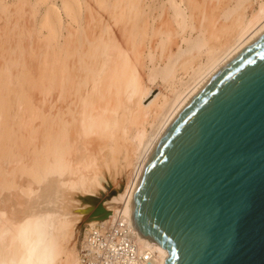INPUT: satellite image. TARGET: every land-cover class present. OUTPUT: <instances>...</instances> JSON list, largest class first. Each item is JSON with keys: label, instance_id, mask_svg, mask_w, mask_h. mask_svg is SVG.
Instances as JSON below:
<instances>
[{"label": "bare ground", "instance_id": "6f19581e", "mask_svg": "<svg viewBox=\"0 0 264 264\" xmlns=\"http://www.w3.org/2000/svg\"><path fill=\"white\" fill-rule=\"evenodd\" d=\"M114 1H95L105 9L104 12L109 16L107 18L113 20L110 23L109 20L106 22L103 19L105 21L101 26L90 24L86 19L90 13L94 14L87 1L84 2L85 6L81 0H61V3L52 2L47 6L39 30L43 28L48 30L47 37L52 50V81L49 91L52 101L49 113H46V108L43 110L37 104L35 97L32 100L26 95L20 96L21 99L28 98L26 101L29 112L25 115L9 114L13 105L9 101L8 105L6 101H0V164L9 160L14 162L19 158L21 147H17L25 142L23 131L27 134L24 129L35 125L38 120H42V123L50 128L49 137L47 141L45 140L47 142L45 151L47 158H51L43 157L40 163L36 164L39 170H28L27 168L32 164L25 165L28 166L27 168L20 166L21 172L30 176L27 186L19 187L14 180L7 179V175H4L6 170L3 172V168H0L3 172V181L0 183V264H79L78 251L72 244V238L77 236L80 224L87 223L88 226H94L102 220H84V214L79 210L82 202L78 196L100 193L102 189L98 186H104L101 174L107 177L105 169L109 168L110 177L116 182L117 175L123 176L126 167L134 159V169L125 191L122 193L117 191L115 195L106 198L104 205L111 211V215L103 221H109L114 213L123 211L124 215L135 224L134 201L139 174L168 127L219 70L264 33V0H257L258 8L253 11L249 20L240 23L239 19L240 17L243 19V16L239 14L238 21L241 26H238L240 28L236 32L235 38H237L234 40L235 43H232L233 46L230 48L228 46L225 51L221 49L224 53L217 57L216 53L222 45V40L210 42L203 34L206 31L205 26L198 27V36L193 35V31L197 28L189 10L191 7L188 3L191 0L186 4L183 0H168L158 7L159 17L169 15L179 27L175 29L176 27L171 25L168 29L166 27L170 23H167L166 30H159L154 25L155 8H151L148 1ZM245 1L247 0H236V3L223 13V17L228 18L229 15L231 17V14H235ZM63 13L68 17L66 21L68 23L65 22ZM93 17H96L95 14ZM180 26L185 33L183 41L189 43L186 47L174 43L173 39L169 40L174 33L181 36ZM29 29L27 32L30 31ZM186 30H191V33L188 34ZM157 32L164 38L156 47L161 48L164 53L168 51V54H163L165 61L160 60L164 63L162 66L159 67L158 62L159 68L156 69V74L165 81L177 78L179 72L181 74L183 70L186 74L191 68L192 73L188 81H185L184 76L178 79L180 88L177 89L173 100L169 102L165 99L162 103L153 100L150 104L144 105L143 100L151 91L142 95L141 84L135 78V64L141 62L143 51L147 56L154 54L150 42ZM31 39L27 41L30 42ZM167 40L170 44H167ZM21 42L25 41L21 40ZM175 44L176 48L173 46ZM31 45L27 47L29 49L34 47V44ZM31 50L34 52L33 48ZM193 51H197L198 55L205 53L208 57L207 63L192 64L190 55ZM196 57L198 56L194 58ZM150 70L152 71V67ZM191 80L192 82L189 83ZM106 90L108 94L118 96L120 106L110 105L111 102L108 100L103 103L95 98L94 95L98 94L107 98L108 95L104 93ZM118 110H122L120 118ZM157 119L160 121L156 125V130L149 132L146 124L154 127L153 123ZM29 133L27 135H30ZM98 139L102 140L103 151L98 146ZM87 144H93L99 151L98 158H94L91 164L87 162L89 154L85 151L89 149L85 146ZM111 159L114 162L113 168L107 166ZM20 160L18 163L22 165ZM104 161L107 164H100ZM2 164L4 166V163ZM77 167L84 168L86 174H82L86 177L80 180L79 175V182L75 183L71 173L76 171L74 169ZM91 178L98 180V183H91ZM33 182L37 183L36 187ZM55 183H62L69 190L60 187L53 190ZM18 187L21 191L19 193L26 197H30L40 189V194L35 197V204H30V211L24 215L12 212L10 207V190H16ZM92 187L95 189L94 192ZM54 191L59 193L55 192L56 194L51 196ZM141 239L145 245L155 248L158 255L157 264H163L167 252L159 249L147 237L141 235Z\"/></svg>", "mask_w": 264, "mask_h": 264}, {"label": "water", "instance_id": "95a60500", "mask_svg": "<svg viewBox=\"0 0 264 264\" xmlns=\"http://www.w3.org/2000/svg\"><path fill=\"white\" fill-rule=\"evenodd\" d=\"M138 179L134 226L163 264H264V33L177 115ZM78 197L84 220L111 215L104 190Z\"/></svg>", "mask_w": 264, "mask_h": 264}, {"label": "rangeland", "instance_id": "374dc122", "mask_svg": "<svg viewBox=\"0 0 264 264\" xmlns=\"http://www.w3.org/2000/svg\"><path fill=\"white\" fill-rule=\"evenodd\" d=\"M86 1L89 2V4L91 5L92 9H90V10H92V13H94L96 16V17H93L94 14H91V13L89 14V16L87 15L88 17H86V19H88L90 24H99L101 26L103 21L106 20V22H107L109 20V18H107V17H109L108 14L106 12H104L105 9H103V7H101V5L96 3L95 2L96 0L95 1L94 0H81V2H83L84 6H85L84 2H86ZM112 1H114V0H111V2ZM127 1H129V0H125V2H127ZM146 1H148L147 2L148 4H151V8H155L153 10L154 16L156 19L154 22L155 23L154 25L156 27H158L159 30L160 29L166 30V28L171 27V25H173L174 28L176 27L175 29L179 28L178 24L175 23V20H172V18L169 15L159 17V8L158 7L165 2L167 3L168 0H146ZM184 1L185 0H183V3L186 4L188 0H186L185 2ZM52 2L61 3V0H47V1L46 0L45 1H43V0H0V101L4 100V101H6L7 105L9 102L13 105L11 107L12 109L9 113L11 115L28 114L29 111L27 108L28 106H27L26 100L28 98H31L33 100L34 97L37 101V104L40 107H42L43 110H45L44 108H46V113H49L51 110L50 107H51L52 97L51 96L49 97V91H50L51 81H52V77H51L52 76V59H51L52 58L51 57L52 56L51 55L52 50L50 47L49 39L47 37L48 30L47 29L45 30L43 28L40 31L39 27H40V23L42 21V17L46 12L47 6L49 4H52ZM190 2L188 3L191 7L189 10H190V13L192 15V19H193L192 21L194 22L195 27L197 28V30L193 31V35L195 37L198 36L199 35L198 27L201 28V26H205L206 31L203 34L207 39L210 40V42L219 41V40L223 41V42L221 41L222 45L219 48V50H217V53H216L217 57L221 56L224 53V51L228 48V46L230 48L235 43L234 40H236V38H237V37L235 38V35H236V32L240 28V27H238L240 25L239 21H240V23H241V21L243 23V20H245V21L249 20L251 18L253 11L256 8H258V1L257 0H247L243 3V5L238 10L235 11L236 12L235 14H231V17H229L230 16L229 15L228 18H224L223 13L227 9H229V7H231L233 4H235L236 0H191ZM239 14H241V16H243V19H242V17H240V19H239V16H240ZM63 17H64V20L66 22L68 20V17L66 16L65 13H63ZM99 17H101L102 19L101 18L99 19ZM204 17L205 18L207 17V18L205 19ZM202 18H204V19L202 20ZM103 19H105V20H103ZM164 19H165V21H163ZM166 19H168L169 21ZM238 19H239V21H238ZM96 20H98V21H96ZM166 21H168V22H166ZM108 22L111 23V22H113V20L110 19ZM163 22H165V23H163ZM171 22H173V23H171ZM66 23H68V22H66ZM167 23H170V24H167ZM166 24H167V27H166ZM204 24H206V25H204ZM27 25H29L30 27H28ZM26 27H27V29L30 28L29 29L30 31L28 30L29 32H27ZM35 28H36V30H34ZM205 28H204V30H205ZM168 29H170V28H168ZM159 30H158V32H159ZM34 31H36V33H34ZM190 31L191 30H188L187 33L190 34L191 33ZM22 32H25V34L23 33L24 34L23 35ZM31 32L33 33V35H31ZM158 32L156 34H154L155 36H153V35H152L153 37L151 36L152 40L150 42L151 43L150 47H152L151 49H152V52L154 54L151 56H149V55L147 56L145 54V52L143 51L144 55L141 57V62L138 63L139 65L136 62H134V64L135 63L137 64V65L135 64V66H136L135 78H136V81L141 84L140 91L142 92V95H145L146 93L151 91L150 94H148L144 98V100H143L144 105L150 104L153 100H157L158 102L162 103V101L166 99L170 102L171 100H173V98H175L177 89L180 88V83H179L178 79L180 77L184 76L185 81H188L190 79V76H191L190 74L192 73L191 68L188 69L189 73L186 72V74L184 73L185 71L183 70L181 74L179 72V75L177 76V78H170V79H167L165 81L163 78H161L160 76H158L156 74V72H157L156 69L158 70V68L164 64L163 63L165 61L164 55L168 54L167 53L168 49H166L167 52L164 53L160 50L161 48L159 49L158 46L156 47L157 44L159 45V42L161 41V39L164 38V36L159 34L160 32L159 33ZM181 32H182V28L180 26V35L181 36H179L178 34L172 33L173 35L170 37L169 40L173 39L174 43H176V44L179 43L180 46L186 47L189 43L186 40L183 41L184 40L183 36L185 33L182 32L183 33L182 34ZM34 34H35L36 39L34 38ZM31 37H32V39H31ZM27 39H31L30 40L31 43L29 42V40L27 41ZM33 39H35L34 40L35 43H33ZM21 40H23L25 42H21ZM31 44H34L33 45L34 47H32V48L34 49L35 53L33 52V50L30 51V49H32V48L29 49V47H27L29 45L32 46ZM145 44L146 43H144V47H145V48L143 47L144 49H146V47H147ZM167 44H170V42L168 40H167ZM176 44L173 45L175 48H176ZM24 48H26V49L24 50ZM221 49L222 50L225 49V50L222 52ZM147 51H149V50H147ZM147 54H148V52H147ZM192 55H194V56L192 57ZM159 56L161 57V59ZM190 56L194 60L193 61L191 59L192 64H194V65H197L198 62L205 64V63H207V60H208V57L205 53H200L198 55L197 51H193ZM195 56H198V57L194 58ZM156 59H158V60H156ZM22 60H23V63H22ZM160 60L163 62H161ZM158 62H159V64H158ZM141 63H144L143 64L144 66ZM157 64L159 65V67ZM140 65H142V66H140ZM151 67H152L153 72L150 70ZM154 75H156V76H154ZM176 81H178V82H176ZM175 82L177 85L176 84L174 85ZM190 82H192V80L189 81V83ZM175 89H176V91H175ZM23 93H25V94H23ZM104 93L106 95H108L107 98L101 97L99 94L94 95V96H95V98H97V100H101L103 103H105V101L108 100L109 102H111L110 105L113 104V106H120V101H119L118 96L111 94V93L108 94L107 90L104 91ZM23 95L28 96V98L26 97V100L24 99L25 97L21 99V97H23ZM31 99H29V101H32ZM38 99H40V100H38ZM45 104H47V105H45ZM118 112H119L118 113L119 118L122 117L121 116L122 110H118ZM158 121H160V119L159 120L157 119L154 123H153V121H151L153 123V125L155 124L154 127H152L150 124H146L147 130L149 132H151L153 130L155 131L156 125L159 124ZM42 122H43L42 120H38L35 123L36 126L33 124V125L28 126L29 128L27 127L26 129H24L28 133L30 131V133H29L30 135H27L28 133L26 134V132L23 131L25 134V135L23 134L25 142L23 144H20L19 147H17V148L21 147L19 149V158L18 159L15 160L14 162L11 160L6 161V163L8 162L7 164L5 162H2V163H4V166L2 163H1L2 165L0 164V166H2L0 168H3L2 171L4 172L6 170V172L4 173L5 176L7 175L6 178L9 179L10 181L14 180L18 184L19 187H20V185L27 186V184L29 183V180H30V178H29L30 176H28L27 173L21 172L20 166L25 167V165H27V164H28V166L32 164V166H29V167L26 166L25 168L28 167L27 168L28 170H30V169L36 170V169H38L36 164L38 162L40 163V161L43 157L47 158V156H48L45 149L47 147L46 141L49 137L50 128L47 124L45 125V123L43 124ZM32 126H35V128ZM33 132L34 133L36 132V133L34 134ZM30 136H32V137H30ZM30 139H31V141H30ZM27 144H28V146H27ZM85 146L86 147L88 146V148H89L88 149L89 151L88 150H85V151L89 152L87 162L91 164V163H93L92 161L94 158H96V157L98 158L99 151L97 148H94L95 146L93 144H87ZM98 146L101 147L100 150L103 151L104 148H102L103 147L102 140L98 139ZM79 151L80 150L78 149V152ZM20 159H22V160H20ZM47 159H51V158L48 157ZM18 160H20L21 164L22 163L23 164L20 165L18 163ZM132 161L126 167L123 176H122V174L117 175V181L116 182H113L112 178L110 177L109 168L105 169V174L107 177H105L103 174H101V177H103L104 186H98V187H100L102 190H104L107 195H110V197H111V195L113 196L116 194L114 192V190L119 191L121 193L124 192L125 189L127 188L131 172L134 169L133 166L135 163V159ZM100 164L104 165L107 163H106V161H104ZM108 165H110L111 167L114 166V162L112 159H111L110 163L107 164V166ZM79 169H81V168L77 167L74 170H76V171L78 170V171L77 172L74 171L73 173H71L72 179H75V180H73L75 183L77 181L79 182L80 178L86 177V175H83V174H86L84 168L81 170H79ZM3 172H1V170H0V183H2V181H3L2 180ZM74 173H76V175H74ZM78 176H79V179H78ZM82 180H86V179H82ZM90 181L93 184L98 183V180H96L94 178H91ZM33 185L36 187L37 183L33 182ZM53 186H54L53 190H55V189L57 190V187L58 188L60 187V188L65 189V190H69V188H67L66 186H63L62 183H55V184H53ZM19 187L16 190L15 189L10 190V196H11L10 207H11L12 212L18 213L20 215L21 214L24 215L26 212L30 211L31 208L29 205L35 204L34 200L38 197V194H40V189L36 193L31 195L30 197L29 196L26 197V196H24V194L19 193V191H20ZM91 189L93 192L95 191V189L93 187ZM55 192L56 191H54V193H52L51 196H54L56 193H59V191H57L56 193ZM16 194H19V195L16 196ZM18 202H21V203L19 204ZM72 202H76V201L72 200ZM16 209H19V210L17 211ZM87 226H88L87 223L80 224V226H79L80 229L78 230L77 236L72 238V244H73V246L76 247L77 251L79 250L80 242L83 238V235H84V232H85V229Z\"/></svg>", "mask_w": 264, "mask_h": 264}, {"label": "built area", "instance_id": "2783aa9c", "mask_svg": "<svg viewBox=\"0 0 264 264\" xmlns=\"http://www.w3.org/2000/svg\"><path fill=\"white\" fill-rule=\"evenodd\" d=\"M79 264H157L155 248L142 242L134 223L117 211L109 221L87 226L78 250Z\"/></svg>", "mask_w": 264, "mask_h": 264}]
</instances>
